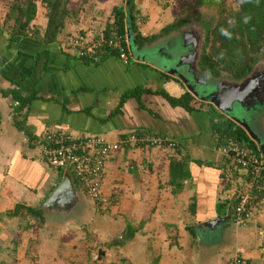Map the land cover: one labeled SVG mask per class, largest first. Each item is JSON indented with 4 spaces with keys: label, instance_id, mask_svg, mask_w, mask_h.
Listing matches in <instances>:
<instances>
[{
    "label": "crops",
    "instance_id": "obj_1",
    "mask_svg": "<svg viewBox=\"0 0 264 264\" xmlns=\"http://www.w3.org/2000/svg\"><path fill=\"white\" fill-rule=\"evenodd\" d=\"M12 1L0 0V239L4 238V223L9 228L17 224L15 218H7L8 211L18 204L35 207L33 202L42 203L63 178L65 169L48 164L31 143L32 138L62 129L74 135H101L114 142L145 131L168 136L176 143L177 152L165 154L157 148L138 147L119 150L107 159L102 190L113 201L108 212L126 211V189L137 188L139 199L150 202L146 221L140 218L130 229L128 221L117 235L116 229L112 230L111 245L124 250L115 246L106 250L117 252L114 258L122 264H227L235 254L242 264H264V204L252 211L245 226L233 221L234 188L226 182L215 151L218 134L213 127L218 126L220 113L202 108L205 113L196 112L193 119L181 107L171 106L163 93L178 98L189 92L157 63L135 60L131 54L128 63L111 54L100 55L97 61L83 60L76 50L63 48L62 37L45 44L42 39L47 20L39 3L35 19L20 34H13L11 20L5 23ZM101 1L105 7L108 0ZM120 1L124 2L113 0L106 17L99 1L89 2L83 7V29H75L73 35L79 31L86 39L100 35ZM142 34L156 33L151 28ZM40 54H45L40 60L44 68L34 77V63ZM108 76L113 78L108 80ZM138 87L151 91L141 96L142 104L135 97H124ZM16 96L29 101L19 107ZM191 129L195 130L192 134ZM173 155L182 158L188 170V177L178 185L168 183ZM75 191L84 195L78 187ZM221 203L225 204L223 214L218 216L217 204ZM51 213L56 215L45 210L44 219ZM51 217L44 221L43 229ZM219 217L227 220L211 229L195 228ZM162 230L169 235L163 237L165 246L155 253L153 240L159 239ZM129 231H134L131 237ZM138 241L140 250L136 248ZM151 243L155 245L152 250ZM98 260L94 263L101 264Z\"/></svg>",
    "mask_w": 264,
    "mask_h": 264
},
{
    "label": "trees",
    "instance_id": "obj_2",
    "mask_svg": "<svg viewBox=\"0 0 264 264\" xmlns=\"http://www.w3.org/2000/svg\"><path fill=\"white\" fill-rule=\"evenodd\" d=\"M87 1V0H86ZM85 0H13L10 15L8 16L5 23L10 22V27L13 28V34H20L23 29H26L28 25L35 19L37 4H41L45 13V18L47 20L45 27V34L43 37V42L45 44L53 43L59 40L61 37L64 39L61 45L64 49H70V40L73 37L81 36L85 34L79 31L78 34L73 35V31H67L71 26H80L79 17H77L78 9L86 6L87 2ZM134 0H128V7L131 13V22L133 30L136 34V42L139 47L144 43H149L156 39L158 36L165 35L173 30H177L181 27L182 23L173 22L171 25L166 26L161 29L159 34L153 35H143L138 30L135 23V7ZM82 2V3H81ZM202 2V0H200ZM239 7L235 14L230 15L229 22L226 19L215 24L211 29H204L203 41H202V52L199 59V67L205 71L208 75L219 76L223 74L227 77H233L235 79L241 78L249 73L255 64V54L260 51L264 46V0H238ZM113 16L110 21L107 22L103 32L105 37L112 36L115 34H125V11L124 6L113 8ZM100 33V34H101ZM84 37V36H83ZM61 39V40H62ZM105 55L100 54L99 56L103 58L106 55L111 54L117 57L115 51L111 49L103 50ZM40 54L34 63L33 76L36 77L39 74V70L44 68V62H40L43 58ZM41 57V58H40ZM83 60H88V57H81ZM151 93V91L144 90L140 87L133 90H129L125 93L124 97H135L136 100L142 104L141 96L145 93ZM165 100L173 107L179 106L188 113H194L201 111V107L205 104L198 102V107H196L197 100L189 93L185 92L178 98L171 97L166 93H163ZM18 101L19 107H23L29 99H22L19 96L15 97ZM20 102V103H19ZM208 107H212L207 104ZM213 109V108H211ZM218 112V111H216ZM221 120L217 121L218 126H214L213 130L218 134L217 145H222L228 138H231L236 143L246 144L253 148H256L255 143L250 139L245 130L235 124L230 119L223 117L221 114ZM149 134L157 135L153 133H148L145 131H138L135 134ZM168 137V136H166ZM169 142L175 143L169 138ZM169 142H166L164 148H157L162 150L165 154L171 153L176 154L177 146L168 147ZM176 144V143H175ZM149 149H155L149 148ZM170 157V156H169ZM179 159V160H178ZM182 158L173 155L170 159L169 165V181L171 185H178L188 177V170H186L185 164ZM72 177L73 184L78 187L80 192L85 194V188L81 187L76 180ZM256 193V192H255ZM254 196L257 195L253 194ZM108 204L102 206H97L101 212L108 211V207L113 203L112 199H109ZM237 202V194L234 195L232 204ZM218 216L222 215L221 211L224 207V203L217 204ZM7 218L16 219L17 230L13 236L21 233V231L26 230L31 232L33 228H36V232L43 229L44 223V211L39 210L36 207H28L24 204H18L13 210L6 213ZM131 227H129L130 229ZM190 234H191V230ZM134 231H129V237L133 235ZM8 236V235H7ZM13 239V237H11ZM15 240V239H13ZM117 244H114L116 246ZM4 264V263H0Z\"/></svg>",
    "mask_w": 264,
    "mask_h": 264
},
{
    "label": "rangeland",
    "instance_id": "obj_3",
    "mask_svg": "<svg viewBox=\"0 0 264 264\" xmlns=\"http://www.w3.org/2000/svg\"><path fill=\"white\" fill-rule=\"evenodd\" d=\"M91 1L95 0H87L86 2L88 4ZM98 1L101 5L98 6L101 9L100 11L105 12L104 16L107 15L106 13L110 12L113 6V0H108V2L105 3V7H102L101 0H97V2ZM133 2L136 11L135 23L141 30V34L143 30H150L151 28L153 32L158 34L160 29L176 22L179 24L182 23L181 27H197L202 36V41L203 32L207 25V28L211 29L215 24L224 19H226V22H229L230 15L235 14L239 7L238 0H202V2H200V0H134ZM119 3L120 6H124L125 11V0ZM84 11L85 10L81 8L78 9L77 17H79L80 23H82L83 19H86V13L85 17L83 16ZM203 21H205V23ZM75 29L78 30L83 28H81V26H71L69 29L67 28V31L75 32ZM85 29L87 30V27H85ZM254 57L255 60L261 57V62L258 61L257 64L256 61V64L260 66L259 70L264 69V46ZM147 63L152 64L153 62ZM220 75L224 76L223 74ZM111 78H113V76L107 77L108 80ZM198 102L200 101H197L195 104L196 107L199 105ZM204 104L205 105L200 109L201 111L197 112L198 115L205 113L202 108L205 110L208 109V105L206 103ZM211 108L214 109L213 106ZM195 115L196 112L192 113L191 117L194 119ZM254 120L258 121L256 127L264 132V127H262L264 125V113L261 117H257ZM162 121L164 120L161 119V122ZM255 122L252 123V126H254ZM194 132L195 130L193 131L191 129V134ZM136 190L137 188L134 191L126 189L128 198L124 205V207L127 208L124 213L118 210L101 212L96 209L97 205L83 197L84 200L81 204H70L69 207H67L69 210L66 213L59 212L60 215H53V213L49 214L52 216L50 218L51 220L46 223V228L40 232H36V228H33V230L27 232V234L19 233L13 236L14 226L9 228L8 225L4 223V238L0 239V263L96 264L94 261L96 262L99 259L98 263L102 262L101 264H122L120 260L114 258L117 252L113 253V251H107L106 249L110 248L109 246L114 247L110 243L113 229H116L115 233L117 235V233L119 234L118 230H120L122 226L124 227L125 223L128 221L131 224L128 226L131 228L134 227L133 224L138 225L140 218H142V221H146L148 213L146 207L150 200H148V198L144 200L139 199L140 192ZM126 191L124 194H126ZM33 204L37 206V204H41V202L38 203V201H35ZM114 212H116L114 215L115 217L113 216ZM50 216H46L48 219H44V221L49 220ZM92 218H94V220H92ZM73 221L77 222L78 225H74L72 223ZM166 234L169 235L168 231L162 230L159 234V239L156 242L153 240L157 246L155 247L154 243H151L149 249L152 250L155 247V251H152L155 253L160 252L165 246L163 237ZM122 240L123 239H119L117 241ZM140 246L141 243L138 241L136 243V248L140 250ZM116 249H120L121 251L124 250L118 247H116ZM99 253L101 255L100 258H98Z\"/></svg>",
    "mask_w": 264,
    "mask_h": 264
},
{
    "label": "built area",
    "instance_id": "obj_4",
    "mask_svg": "<svg viewBox=\"0 0 264 264\" xmlns=\"http://www.w3.org/2000/svg\"><path fill=\"white\" fill-rule=\"evenodd\" d=\"M70 48L81 57L97 61L105 48L115 51L123 63H128L131 53L126 33L105 37L100 34L92 39L76 36L70 40ZM31 143L38 147L43 158L52 167L68 168L76 182L85 188L87 199L97 205L108 204L109 197L102 190V181L107 159L119 150L138 147L164 148L169 138L162 135L131 134L111 142L101 135H74L62 129L45 131ZM218 141V139H217ZM176 146L169 142L168 147ZM222 173L227 183L234 188L237 202L233 208V221L244 226L252 211L264 204V159L258 148L236 143L228 138L216 146ZM254 196L253 194H256ZM227 264H242L237 254Z\"/></svg>",
    "mask_w": 264,
    "mask_h": 264
},
{
    "label": "water",
    "instance_id": "obj_5",
    "mask_svg": "<svg viewBox=\"0 0 264 264\" xmlns=\"http://www.w3.org/2000/svg\"><path fill=\"white\" fill-rule=\"evenodd\" d=\"M125 33L133 59L157 63L169 75L178 79L195 100L210 104L216 111L241 126L255 143L264 159V132L256 127V111L264 109V69H253L245 76L235 79L227 76H211L199 67L202 36L195 26L180 27L139 47L131 22L128 0H125ZM264 68V67H263ZM264 112H262L263 114ZM261 114V113H260ZM261 114V115H262ZM256 121V122H255ZM255 122L254 126L252 123ZM84 195L75 191L70 171L65 169L61 182L42 201L38 209L51 210L60 202L79 205ZM226 218L200 223L196 229L213 228ZM100 254V253H99Z\"/></svg>",
    "mask_w": 264,
    "mask_h": 264
},
{
    "label": "flooded vegetation",
    "instance_id": "obj_6",
    "mask_svg": "<svg viewBox=\"0 0 264 264\" xmlns=\"http://www.w3.org/2000/svg\"><path fill=\"white\" fill-rule=\"evenodd\" d=\"M204 23H205V21H203ZM210 25V24H209ZM256 61H257V64H258V61L259 62H261V57L260 58H258V59H256ZM256 61H255V64H254V67H253V69H257V68H259L260 66L258 65L257 66V64H256ZM252 69V70H253ZM260 110H258V111H256V113L255 114H258V116L256 115L255 116V118H259V117H261L262 115V112H264V109L263 110H261L262 112H259ZM219 113V112H218ZM261 113V114H260ZM221 114V113H220ZM222 116H224L223 114H221ZM262 127H264V125L262 126ZM60 205V206H59ZM68 205V207H69V205H70V203L69 204H67ZM69 209H67V207H62V203L60 202L56 207H54V208H51V211H54V213H56V215H58L59 214V212H64V213H66L67 211H68ZM70 212V211H69ZM60 215V214H59Z\"/></svg>",
    "mask_w": 264,
    "mask_h": 264
},
{
    "label": "clouds",
    "instance_id": "obj_7",
    "mask_svg": "<svg viewBox=\"0 0 264 264\" xmlns=\"http://www.w3.org/2000/svg\"><path fill=\"white\" fill-rule=\"evenodd\" d=\"M70 175L72 176V174L70 173ZM85 197V196H84ZM87 199V197H85Z\"/></svg>",
    "mask_w": 264,
    "mask_h": 264
}]
</instances>
